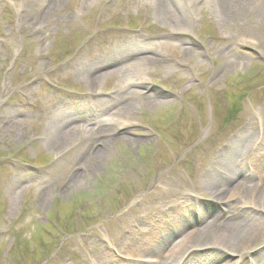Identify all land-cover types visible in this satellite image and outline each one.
Returning <instances> with one entry per match:
<instances>
[{
	"label": "rangeland",
	"instance_id": "obj_1",
	"mask_svg": "<svg viewBox=\"0 0 264 264\" xmlns=\"http://www.w3.org/2000/svg\"><path fill=\"white\" fill-rule=\"evenodd\" d=\"M192 8L195 22L179 33L147 0H0V264H159L138 255L142 231L162 215L148 210L162 203L157 189L184 191L210 219L222 213L202 175L240 134L264 137V0L229 21L215 0ZM131 43L153 45L144 56L157 62L86 81L91 55ZM131 79L143 84L121 90ZM147 97L159 104L147 107ZM74 101L101 118L131 105L129 125L111 122L122 138L102 160L89 158L88 134L65 151L53 147V118ZM263 153L264 141L241 159ZM81 160L90 168L75 181ZM193 220L188 231L200 226ZM262 250L264 238L246 264ZM217 253L221 263L237 260Z\"/></svg>",
	"mask_w": 264,
	"mask_h": 264
},
{
	"label": "bare ground",
	"instance_id": "obj_2",
	"mask_svg": "<svg viewBox=\"0 0 264 264\" xmlns=\"http://www.w3.org/2000/svg\"><path fill=\"white\" fill-rule=\"evenodd\" d=\"M176 1L177 6L188 9L189 15L184 21L178 20L172 8L173 0H147L154 7L156 17L178 23L175 32L184 33L195 22L197 9H191L192 4L203 0ZM260 1L262 0H215L222 21L239 17L247 6L253 7ZM154 48L153 45L134 43L120 44L114 49L107 48L91 55L90 64L83 67L81 72L85 74L88 83L95 85L115 72L128 73L137 65L157 62L154 57L144 56L155 51ZM142 84V79H131L121 84L120 88L122 90ZM128 94L138 95L141 92L130 89ZM158 104V100L146 98L147 107L154 108ZM86 105L88 104L74 101L62 104L58 109L53 118L59 121L52 136L53 147L65 151L80 135L88 134L92 137L89 158L102 160L110 146L122 138L110 128L111 122H120V127L129 125L133 113L131 105H119L107 114V118L90 116ZM251 136L250 132L240 134L222 150L210 167L204 169L202 184L209 189L213 200L223 205L222 213L210 219V214L202 208L199 200L184 191L172 194L171 191L164 193L162 189H157L154 196L162 199V203L150 209L148 207V210L161 212L159 214L162 215L154 216L150 228L142 231L144 237L141 241L144 243L138 255L142 252L155 254L162 259L159 264H224L217 253L222 251L237 257L235 262L227 264H246L244 258L250 253L252 244L264 238V153L262 158L253 162L243 163L241 159L246 153L258 151L263 144L264 137L250 140ZM243 165L249 169L243 171ZM89 168L81 160L72 179L78 180L80 174L87 173ZM142 206L144 204L140 208ZM195 216L198 217L200 226L188 231L187 226L193 223ZM174 236L179 239L173 242ZM249 264H264V250L257 252V257Z\"/></svg>",
	"mask_w": 264,
	"mask_h": 264
}]
</instances>
